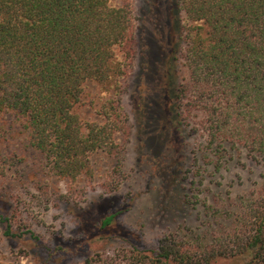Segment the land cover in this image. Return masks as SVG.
I'll list each match as a JSON object with an SVG mask.
<instances>
[{"label": "trees", "instance_id": "obj_1", "mask_svg": "<svg viewBox=\"0 0 264 264\" xmlns=\"http://www.w3.org/2000/svg\"><path fill=\"white\" fill-rule=\"evenodd\" d=\"M172 1L174 59L183 70L174 92L180 151L192 145L191 185L199 178L204 189L184 202L198 224L150 243L120 221L121 210H106L78 218L77 236L45 242L14 227L1 192L3 235L12 241L26 234L42 264H213L235 257L264 264V0ZM136 44L132 0H0V145L17 124L53 175L92 178V155L117 154V136L129 133L122 93ZM90 84L107 93L93 96ZM246 160L260 169L258 179L232 196L223 179L231 164ZM7 161L0 157V178ZM107 238L119 246L91 247Z\"/></svg>", "mask_w": 264, "mask_h": 264}, {"label": "rangeland", "instance_id": "obj_2", "mask_svg": "<svg viewBox=\"0 0 264 264\" xmlns=\"http://www.w3.org/2000/svg\"><path fill=\"white\" fill-rule=\"evenodd\" d=\"M109 2L117 5L120 0ZM172 2L132 0L137 44L133 68L122 93L129 133L117 136V154L92 155V178L68 182L53 175L39 153L27 145L26 134L17 124L0 145V157L8 158L6 178H0V193L10 199L13 225H20V232L31 229L45 242L69 239L79 234L78 218L90 219L106 210H121L120 221L142 231L150 243L169 231L184 232L198 224L192 204L184 202L198 189L200 193L204 189L203 184L197 185L199 178L191 185L196 169L186 152L192 145L180 151L174 92L183 70L174 59L179 41ZM89 91L95 96L99 89L90 84ZM85 115L93 117L91 111ZM183 131L189 138L188 131ZM231 165L223 183L236 196L251 189L260 169L247 160ZM3 229L0 223L2 264H42L30 250L26 234L10 241ZM117 241L107 238L92 242L91 247L112 251L119 246ZM59 264L78 263L72 260ZM213 264L244 262L235 257L218 259Z\"/></svg>", "mask_w": 264, "mask_h": 264}]
</instances>
